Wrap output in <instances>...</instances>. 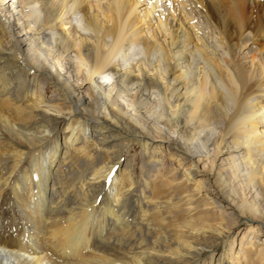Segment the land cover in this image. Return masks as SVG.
Instances as JSON below:
<instances>
[{
	"label": "bare ground",
	"instance_id": "bare-ground-1",
	"mask_svg": "<svg viewBox=\"0 0 264 264\" xmlns=\"http://www.w3.org/2000/svg\"><path fill=\"white\" fill-rule=\"evenodd\" d=\"M16 2L12 21L0 7V204L10 189L24 234L0 264H264L246 231L234 255L238 220L197 177L264 220V0ZM163 140L188 156L180 176Z\"/></svg>",
	"mask_w": 264,
	"mask_h": 264
},
{
	"label": "rangeland",
	"instance_id": "rangeland-1",
	"mask_svg": "<svg viewBox=\"0 0 264 264\" xmlns=\"http://www.w3.org/2000/svg\"><path fill=\"white\" fill-rule=\"evenodd\" d=\"M16 1L17 0H3L2 4H5V5L4 6L0 5V7L3 9V11L1 12V15L4 16V14H5V16H7L10 21L14 20V17L12 18V12L9 13L10 11H8V6L11 9H15V7L17 6ZM178 1L179 0H161L163 13H169L170 9L174 6V3L178 4ZM13 2H15V4H13ZM142 8H144V6L140 7V9H142ZM141 13L142 12H140V14ZM15 22H16V20H15ZM7 40H9V38H7ZM240 55L244 57L243 54H240ZM64 57H65V54L63 56H61L60 59H58V65L62 64V63L66 64V65L64 64L63 69L60 68V70L65 75V77H67V79H69V81L71 83H73L74 78L70 75V71H71V68L69 66L70 63L67 61L68 59H64ZM52 62L54 63L57 61L52 60ZM58 65H57V67H58ZM76 84H77V82H76ZM77 88H78L79 92L81 90H83V88H81L79 86ZM49 90L50 89L48 88L47 89V92H48L47 95L52 94ZM113 93H114V91H113ZM115 97L117 98L118 102L121 103L125 107V109H128L129 111H131L132 108L128 105V103H129L128 96L122 94L119 96L115 95ZM146 126L149 127V124L146 123ZM140 149L141 148L138 144H133V147L131 146L130 153H129V156H131V157L139 154V156H138V162L139 163H141ZM173 151H176L177 153L173 155L174 156L173 158H171L170 153H173ZM160 155L165 157V159L167 160V163H173L174 165H176L178 167V169H177L178 171L176 173V175H178V176L181 175L182 169L189 167V165H190V161H189L186 153H184L183 151H180L179 149H176L175 146L171 145L170 143H168L165 140H163V146L161 147ZM179 156L182 157V164L181 165L178 164V160H177V157H179ZM200 163L201 162H199L198 165H196L194 168H191L192 170H188V171H190L192 174H196V168L197 169H203V168L199 167ZM217 163L224 164L225 162L223 163L222 160L219 159V160H217ZM25 170H27L26 165L23 166L19 170V173L24 172ZM137 172H138L137 173L138 174V180L140 181V179H141L140 166H138ZM197 177L202 179L206 184H209V186L203 191L202 197H206L207 199L212 197L211 198L212 201L218 202L217 207L215 208L216 211H215V213H213V215L214 216L222 215L225 217H226V215H230V216H232V219L238 220L237 223L234 224L233 229H232L230 235L228 236V239L233 242V250L231 249V251L234 253L235 256L236 255L241 256L244 254V251L246 252V250H245L246 249V239L248 236L242 239V234L244 231H246L247 235H249V234H250V236L253 235V237L259 238L261 241H262V239H264V220L263 219H261L258 216H251V215H242V216L238 217L237 212H235V210L233 208H229L228 207L229 205L226 204L225 200H220L216 197L217 196L216 194H219V188L217 187L216 184H214L212 182L213 180L208 175L207 170H205V173L199 174ZM156 183H157V185L161 191H163V189H165V191H164L165 194L166 193L169 194L173 190V186L172 187L167 186L162 181L161 177H159V176L156 178ZM9 190L10 189H8L7 195L1 201V204H0V207H1L0 208V211H1L0 212V220L2 221V225H1L2 232L0 235V242H1V244L5 243L7 245V247L12 248V247L16 246V244H17L16 238L24 234V226L22 224V219H21V215L19 213V210L17 208H15L14 201L11 198L12 197L11 190L10 191ZM189 192H191L190 189H189ZM191 193H193V192H191ZM71 194L72 193H70V195ZM239 195H240V197H243L241 192H239ZM209 207H212L211 204L209 205ZM17 210H18V212H17ZM18 213H19V216H18ZM250 225H252L253 231H251L248 228ZM17 228H18V230H16ZM258 230H260L261 234H259V233L255 234V232ZM12 237H13V239H12ZM241 239H242V243H241ZM14 240H16V241H14ZM258 243H259V241H258ZM239 247H242V249H243L242 252H240V251L238 252ZM222 248H224L223 243H219V244L215 245L214 251H215L216 255H218L221 252ZM208 253L209 252L207 250H204L203 254L200 256V259H207L209 256ZM216 257L217 256H215V258ZM242 260L243 259H240L241 263L243 262ZM230 262H232L230 264H236L235 258L230 259Z\"/></svg>",
	"mask_w": 264,
	"mask_h": 264
}]
</instances>
